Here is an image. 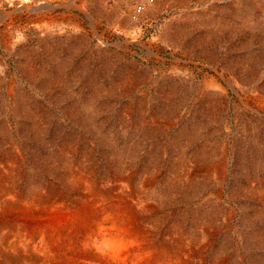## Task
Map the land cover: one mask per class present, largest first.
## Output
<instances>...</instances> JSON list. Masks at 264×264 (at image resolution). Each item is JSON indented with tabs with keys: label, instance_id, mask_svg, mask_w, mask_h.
<instances>
[{
	"label": "rangeland",
	"instance_id": "374dc122",
	"mask_svg": "<svg viewBox=\"0 0 264 264\" xmlns=\"http://www.w3.org/2000/svg\"><path fill=\"white\" fill-rule=\"evenodd\" d=\"M97 263L264 264V0H0V264Z\"/></svg>",
	"mask_w": 264,
	"mask_h": 264
},
{
	"label": "bare ground",
	"instance_id": "6f19581e",
	"mask_svg": "<svg viewBox=\"0 0 264 264\" xmlns=\"http://www.w3.org/2000/svg\"><path fill=\"white\" fill-rule=\"evenodd\" d=\"M87 213V212H86ZM125 217V216H124ZM126 220V219H125ZM125 222V221H124ZM45 223V222H44ZM48 223V222H47ZM131 223V222H130ZM129 224V223H128ZM133 224V223H132ZM130 225V224H129ZM126 226V225H125ZM133 226V225H131ZM129 227V226H127ZM110 230V229H109ZM125 230V229H124ZM132 230V229H131ZM135 230V229H134ZM122 232V231H121ZM140 232V231H139ZM70 233V232H69ZM126 234V233H125ZM136 234V233H134ZM105 235V234H104ZM120 235V234H119ZM132 235V234H131ZM144 235V234H143ZM138 236V235H137ZM139 238V237H138ZM131 239V238H130ZM114 248V250H116V253L119 252V256H123L125 254V252L123 251L124 247L126 246V244H122L120 242H116L114 240H109L108 241ZM103 243V242H102ZM47 244V243H46ZM133 245V244H132ZM135 245V244H134ZM130 247V246H129ZM132 247V246H131ZM100 248V247H99ZM104 248V247H103ZM152 249V248H151ZM125 250V249H124ZM99 251V250H98ZM127 251V250H126ZM129 251V250H128ZM156 252V251H155ZM100 253V252H99ZM127 253V252H126ZM110 255V254H109ZM152 255V254H151ZM114 256V255H113ZM112 257V256H111ZM156 257V256H155ZM107 258V257H106ZM110 258V257H109ZM119 258V257H118ZM139 259V258H138ZM153 259V258H152ZM134 260V259H133ZM145 260V258H144ZM151 260V259H150ZM131 261V260H130ZM139 260H137V263H138ZM153 261H155L153 259ZM130 263V262H129ZM144 263V262H143ZM150 263V262H149ZM98 264V263H97ZM161 264V263H160Z\"/></svg>",
	"mask_w": 264,
	"mask_h": 264
},
{
	"label": "built area",
	"instance_id": "2783aa9c",
	"mask_svg": "<svg viewBox=\"0 0 264 264\" xmlns=\"http://www.w3.org/2000/svg\"><path fill=\"white\" fill-rule=\"evenodd\" d=\"M142 8V5H138L137 9H141Z\"/></svg>",
	"mask_w": 264,
	"mask_h": 264
}]
</instances>
